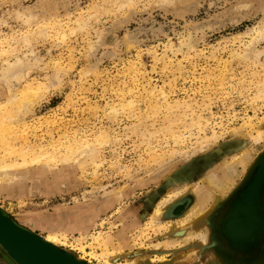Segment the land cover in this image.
Listing matches in <instances>:
<instances>
[{
    "label": "rangeland",
    "instance_id": "obj_1",
    "mask_svg": "<svg viewBox=\"0 0 264 264\" xmlns=\"http://www.w3.org/2000/svg\"><path fill=\"white\" fill-rule=\"evenodd\" d=\"M262 32L264 0H0L1 210L87 264H239L220 247L253 245L227 223L264 160ZM200 192L222 200L183 225Z\"/></svg>",
    "mask_w": 264,
    "mask_h": 264
},
{
    "label": "water",
    "instance_id": "obj_2",
    "mask_svg": "<svg viewBox=\"0 0 264 264\" xmlns=\"http://www.w3.org/2000/svg\"><path fill=\"white\" fill-rule=\"evenodd\" d=\"M263 186L264 160L261 162V166L253 180L238 199L246 195L245 200L247 201L249 193H251V197L258 196L259 198ZM237 203L236 201L235 209H237ZM256 212L257 210L253 219L245 218L242 221V224L247 228L248 237L254 236V232L260 222ZM43 239L38 234L20 226L0 208V246L17 264H87L75 261L65 251L50 246Z\"/></svg>",
    "mask_w": 264,
    "mask_h": 264
},
{
    "label": "bare ground",
    "instance_id": "obj_3",
    "mask_svg": "<svg viewBox=\"0 0 264 264\" xmlns=\"http://www.w3.org/2000/svg\"><path fill=\"white\" fill-rule=\"evenodd\" d=\"M166 1V0H165ZM262 29V28H261ZM262 34V38H264V32L261 33ZM14 98V97H13ZM12 100V99H11ZM11 102V101H10ZM30 111V110H29ZM4 132V131H3ZM241 132V131H239ZM239 132H235V134H240ZM5 133V132H4ZM2 133V134H4ZM234 135V134H233ZM84 155V154H83ZM240 158V157H239ZM237 159V157H236ZM234 160V159H233ZM231 162V161H230ZM253 162V161H252ZM25 164H23L24 166ZM4 167V166H3ZM6 167V166H5ZM4 167V168H5ZM7 168V167H6ZM6 168L4 170H6ZM12 168V167H9V169ZM8 169V168H7ZM3 170V169H2ZM232 170L229 169L228 167H222L219 171V176L221 177L222 181L223 182H231L232 181V174H231ZM212 186H216V181L212 178L211 181L209 182ZM225 184V183H224ZM225 188V187H224ZM194 190V189H193ZM225 190V189H224ZM175 191V189H174ZM192 193V192H191ZM176 194V193H175ZM179 194V193H178ZM251 193L248 194V200L246 201V195L245 196H242L240 199L237 200V209H236V212L237 215L235 216H231L228 220V229H230L233 233H237L238 235H240L241 237L242 236H246L247 235V228L244 226V224H242V221L243 219H253L254 217V212L256 211V208L258 207V196H254V197H251L250 195ZM181 195V194H179ZM178 195V196H179ZM198 199H196L197 201L195 202V204L186 211V214H187V220L184 221L182 224L183 225H186V223L188 222V219L189 220H194L195 218L199 217L200 218H204V216L206 215H209V211L213 209L214 206L217 205V203L219 202V200L221 201L222 200V197L220 195H216V193H210V196H209V199H211L210 201V206L211 207H208L205 205L204 203V198H206V195L204 194L202 196V193L200 192L198 194ZM208 198V197H207ZM225 199V198H223ZM163 207V206H162ZM217 207V206H216ZM215 207V208H216ZM164 208V207H163ZM159 208L157 207L153 213V215L151 216L150 218V221L152 223H158L160 221V219H163L166 215V212H167V209L166 208ZM255 210V211H254ZM239 223V225L237 224ZM103 237V236H102ZM201 238L202 242L203 243H206V233L204 232L203 229H200L198 230L196 233H190L189 235H187L184 239H182L183 241H179V240H167V241H164V242H159L157 244V248H166V249H169V248H176V247H179L181 246L182 244H184L185 242L189 241V240H193V239H196V238ZM98 238V237H97ZM102 239V238H100ZM96 240V246L98 247L99 252H106V249H104L102 246L104 245L103 244V240ZM47 244H49L50 246H54L56 248H60L61 250H63L61 248V246H64L58 238L56 237H52V236H48V238H44L43 239ZM95 244V243H94ZM60 246V247H58ZM96 246H94L96 248ZM111 246V245H110ZM215 247V246H214ZM83 249V248H82ZM97 249V248H96ZM165 250V249H164ZM65 251L70 258L74 259L75 261L77 262H81V263H86L84 261H82V259H85L83 256H81V260L78 259L73 253L69 252V251H66V250H63ZM107 255V254H106ZM106 257V256H105ZM104 258V257H103ZM161 258V257H160ZM159 258V259H160ZM262 260H264V258H260V259H255V261L251 264H261ZM224 261V264H233V263H230L229 261H227L225 258L223 259ZM90 262V261H89ZM108 262V261H107ZM139 262V261H138ZM154 262V260L152 261ZM114 263V262H113ZM123 263V262H122ZM108 264V263H107ZM125 264H134L133 262L131 261H126Z\"/></svg>",
    "mask_w": 264,
    "mask_h": 264
},
{
    "label": "flooded vegetation",
    "instance_id": "obj_4",
    "mask_svg": "<svg viewBox=\"0 0 264 264\" xmlns=\"http://www.w3.org/2000/svg\"><path fill=\"white\" fill-rule=\"evenodd\" d=\"M258 204L259 205L257 207V211H258L257 215L260 218V220H264V186L260 191ZM237 224L239 225V223ZM257 228L255 233H258V237L251 236V238L249 239V242L252 241L253 244L252 246L247 244L246 247L243 246V248L233 247L231 250V254L226 253V249L224 247L222 248L220 247V250L231 261L239 262V264H251V261H254L258 256L264 255V221L263 224L262 223L259 224Z\"/></svg>",
    "mask_w": 264,
    "mask_h": 264
},
{
    "label": "crops",
    "instance_id": "obj_5",
    "mask_svg": "<svg viewBox=\"0 0 264 264\" xmlns=\"http://www.w3.org/2000/svg\"><path fill=\"white\" fill-rule=\"evenodd\" d=\"M258 205H259V204H258ZM256 210H257V209H256ZM257 212H258V211H257ZM257 212H256V213H257ZM254 214H255V213H254ZM254 216H255V215H254ZM263 221H264V220H260L259 224H261V223L263 224ZM259 224H258V226H259ZM258 226H257V227H258ZM257 229H258V228H257ZM257 229H256V230H257ZM256 230H255V232H256ZM258 231H259V230H258ZM255 232H254V236H257V237H258V233H255ZM260 258H264V257H263V256H258V257L256 258V260H257V259H260ZM252 262H253V261H251V263H252Z\"/></svg>",
    "mask_w": 264,
    "mask_h": 264
}]
</instances>
